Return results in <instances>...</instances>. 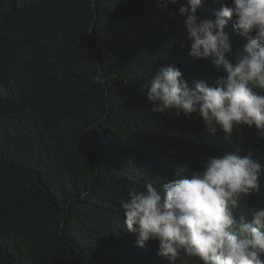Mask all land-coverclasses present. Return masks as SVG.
Segmentation results:
<instances>
[{"label": "trees", "instance_id": "1", "mask_svg": "<svg viewBox=\"0 0 264 264\" xmlns=\"http://www.w3.org/2000/svg\"><path fill=\"white\" fill-rule=\"evenodd\" d=\"M185 3L0 0V264H171L158 241L141 248L127 231L128 192L236 148L264 166L255 126L201 136L202 118L151 113L141 95L168 65L190 84L226 75L190 57ZM219 7L204 0L197 14ZM225 31L234 62L247 39ZM260 183L237 214L264 207V172Z\"/></svg>", "mask_w": 264, "mask_h": 264}, {"label": "clouds", "instance_id": "2", "mask_svg": "<svg viewBox=\"0 0 264 264\" xmlns=\"http://www.w3.org/2000/svg\"><path fill=\"white\" fill-rule=\"evenodd\" d=\"M180 0H156L167 10ZM220 7L215 18L201 19L197 10L204 0H186L179 13L190 39L194 60H211L226 75L190 84L175 65L161 67L141 89L153 106L151 113L172 112L191 120L202 118L203 135L224 139L234 131L255 126L264 137V0H211ZM173 18L175 13H170ZM247 39L233 55L229 34ZM264 166L241 150L202 159L199 169L183 165L173 177L151 180L141 190L129 191L120 201L123 223L136 236L139 247L159 242L157 255L171 264L183 258H198L200 264H264V207L251 205L247 214H237L245 198L261 190Z\"/></svg>", "mask_w": 264, "mask_h": 264}]
</instances>
